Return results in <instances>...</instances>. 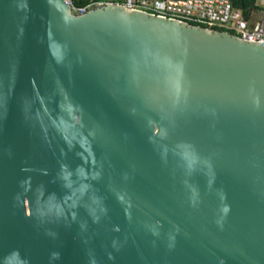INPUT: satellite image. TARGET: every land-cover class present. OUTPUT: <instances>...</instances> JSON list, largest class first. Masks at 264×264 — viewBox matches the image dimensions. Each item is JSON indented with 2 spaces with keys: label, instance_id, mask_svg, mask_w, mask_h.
I'll list each match as a JSON object with an SVG mask.
<instances>
[{
  "label": "water",
  "instance_id": "95a60500",
  "mask_svg": "<svg viewBox=\"0 0 264 264\" xmlns=\"http://www.w3.org/2000/svg\"><path fill=\"white\" fill-rule=\"evenodd\" d=\"M0 264H264V44L0 0Z\"/></svg>",
  "mask_w": 264,
  "mask_h": 264
},
{
  "label": "built area",
  "instance_id": "2783aa9c",
  "mask_svg": "<svg viewBox=\"0 0 264 264\" xmlns=\"http://www.w3.org/2000/svg\"><path fill=\"white\" fill-rule=\"evenodd\" d=\"M65 1L79 12L98 4L117 3L129 9L227 31L243 40L264 44V0H255V8L246 14L233 0H98L81 7L74 6L73 0Z\"/></svg>",
  "mask_w": 264,
  "mask_h": 264
},
{
  "label": "trees",
  "instance_id": "16d2710c",
  "mask_svg": "<svg viewBox=\"0 0 264 264\" xmlns=\"http://www.w3.org/2000/svg\"><path fill=\"white\" fill-rule=\"evenodd\" d=\"M98 0H73L74 6L81 7V6H87L89 4L94 3ZM234 4L236 6H239L244 13H248L249 10L255 8L254 3L255 0H233Z\"/></svg>",
  "mask_w": 264,
  "mask_h": 264
}]
</instances>
